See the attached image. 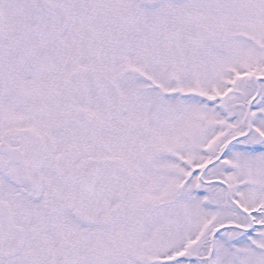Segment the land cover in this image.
<instances>
[{
    "label": "snow or ice",
    "instance_id": "1",
    "mask_svg": "<svg viewBox=\"0 0 264 264\" xmlns=\"http://www.w3.org/2000/svg\"><path fill=\"white\" fill-rule=\"evenodd\" d=\"M0 264H264V0H0Z\"/></svg>",
    "mask_w": 264,
    "mask_h": 264
}]
</instances>
